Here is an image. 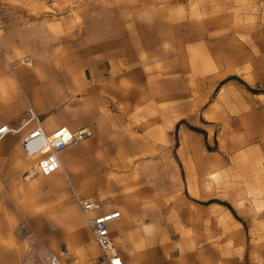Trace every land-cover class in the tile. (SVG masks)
Listing matches in <instances>:
<instances>
[{
	"label": "crops",
	"instance_id": "0c3cea01",
	"mask_svg": "<svg viewBox=\"0 0 264 264\" xmlns=\"http://www.w3.org/2000/svg\"><path fill=\"white\" fill-rule=\"evenodd\" d=\"M184 7L0 0V126L16 129L0 141V264H99L75 193L97 202L93 213L120 211L110 232L124 264H244L245 223L232 198L211 192L212 178L202 188L200 149L185 146L193 135L179 130L182 115L170 117L178 102L169 98L168 62L153 61L190 17ZM207 104L211 123L218 102ZM37 123L46 133L93 131L59 153L52 182L23 177L20 141Z\"/></svg>",
	"mask_w": 264,
	"mask_h": 264
},
{
	"label": "rangeland",
	"instance_id": "374dc122",
	"mask_svg": "<svg viewBox=\"0 0 264 264\" xmlns=\"http://www.w3.org/2000/svg\"><path fill=\"white\" fill-rule=\"evenodd\" d=\"M170 1L183 3L190 17L174 25L176 40L153 61L168 62L169 98L178 102L170 117L182 115L179 130L193 135L185 146H198L204 158L201 175L188 172L204 180L202 188L212 178L218 198H232L245 223L242 261L264 264V0ZM192 5L200 8L195 15ZM209 101L218 102L211 123L204 116Z\"/></svg>",
	"mask_w": 264,
	"mask_h": 264
},
{
	"label": "built area",
	"instance_id": "2783aa9c",
	"mask_svg": "<svg viewBox=\"0 0 264 264\" xmlns=\"http://www.w3.org/2000/svg\"><path fill=\"white\" fill-rule=\"evenodd\" d=\"M38 121V118L33 114ZM16 131L8 124L0 126V141L8 132ZM93 135L88 128L76 131L67 126H59L50 133H46L39 123L20 143L25 152V157L34 161L24 172V179L29 180L35 176H48L61 168L59 153L68 146L77 144ZM76 201L86 217L87 226L90 229L93 240L99 248V264H124V261L116 249V244L111 236L110 223L120 217L119 210H109L93 213L97 208V202L93 199L84 200L75 193ZM57 260V259H56ZM58 262V260H57ZM52 264V258L50 260Z\"/></svg>",
	"mask_w": 264,
	"mask_h": 264
},
{
	"label": "bare ground",
	"instance_id": "6f19581e",
	"mask_svg": "<svg viewBox=\"0 0 264 264\" xmlns=\"http://www.w3.org/2000/svg\"><path fill=\"white\" fill-rule=\"evenodd\" d=\"M31 165H32V160L27 158V162L25 163V167L29 168ZM45 177L48 178L49 180H51V182H52V175H48V176H45ZM29 179H31V178H29ZM67 247H68L69 250H71V246L69 244H68ZM56 259H57L56 257H52V264H60L59 261L57 262L58 259L57 260Z\"/></svg>",
	"mask_w": 264,
	"mask_h": 264
},
{
	"label": "trees",
	"instance_id": "16d2710c",
	"mask_svg": "<svg viewBox=\"0 0 264 264\" xmlns=\"http://www.w3.org/2000/svg\"><path fill=\"white\" fill-rule=\"evenodd\" d=\"M251 90V89H250ZM193 130H195V131H198V132H200V133H203V134H206V132L204 131V130H202V129H198V128H193ZM224 203V202H223ZM224 205H226V206H228L231 210H232V212H234V210L230 207V205L228 204V203H224ZM242 221V220H241ZM243 222V221H242Z\"/></svg>",
	"mask_w": 264,
	"mask_h": 264
}]
</instances>
